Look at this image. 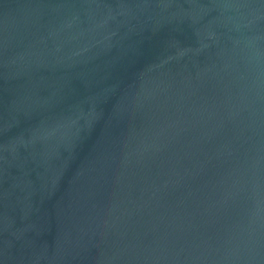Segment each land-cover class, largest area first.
Listing matches in <instances>:
<instances>
[{
    "label": "water",
    "instance_id": "water-1",
    "mask_svg": "<svg viewBox=\"0 0 264 264\" xmlns=\"http://www.w3.org/2000/svg\"><path fill=\"white\" fill-rule=\"evenodd\" d=\"M0 264H264V0H0Z\"/></svg>",
    "mask_w": 264,
    "mask_h": 264
}]
</instances>
